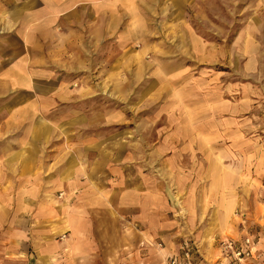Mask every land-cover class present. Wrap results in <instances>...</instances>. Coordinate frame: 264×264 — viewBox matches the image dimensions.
<instances>
[{"label": "crops", "instance_id": "0c3cea01", "mask_svg": "<svg viewBox=\"0 0 264 264\" xmlns=\"http://www.w3.org/2000/svg\"><path fill=\"white\" fill-rule=\"evenodd\" d=\"M185 3L0 0V264H164L185 239L196 244L197 264H217L220 242L246 236L262 255L264 177L249 166L179 178L171 171L167 182L111 167L88 140L54 139L79 130L78 103L90 98L69 79H110L111 68L127 67L149 68L150 79L187 78L195 67H221L223 52L239 71L215 83L229 86L235 114L255 112L264 45L254 28L232 32L224 48L222 33L192 32Z\"/></svg>", "mask_w": 264, "mask_h": 264}, {"label": "rangeland", "instance_id": "374dc122", "mask_svg": "<svg viewBox=\"0 0 264 264\" xmlns=\"http://www.w3.org/2000/svg\"><path fill=\"white\" fill-rule=\"evenodd\" d=\"M185 2L195 34L209 39L216 30L223 35V47L230 48L225 44L231 35L251 27L264 45V0ZM231 54L223 52L221 67H195L188 79H150L149 68L134 67L111 68L110 79H69L73 89L90 98L78 103L73 127L79 130L57 132L54 139L88 140L91 152L108 157L111 167L125 164L133 175L156 173L167 182H173L174 176L166 175L171 171L179 178L182 172L237 173L243 166L264 177V94L255 92V112L242 116L235 114L237 105L226 93L229 86L215 83V76L224 82L236 78L239 68L230 65ZM257 78L264 79V69ZM260 84L264 88V80ZM216 88L221 94H214ZM6 90L0 82V92ZM14 138L21 140L22 133L15 132ZM244 157L258 161L247 165Z\"/></svg>", "mask_w": 264, "mask_h": 264}, {"label": "built area", "instance_id": "2783aa9c", "mask_svg": "<svg viewBox=\"0 0 264 264\" xmlns=\"http://www.w3.org/2000/svg\"><path fill=\"white\" fill-rule=\"evenodd\" d=\"M256 245L250 236H246L241 243L222 241L219 243L220 260L217 264H247L252 260H258L264 264V252L259 257L255 256ZM197 256L196 244L185 239L180 244L179 255L167 257L164 264H197Z\"/></svg>", "mask_w": 264, "mask_h": 264}]
</instances>
